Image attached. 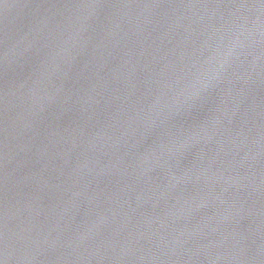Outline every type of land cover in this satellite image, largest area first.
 I'll use <instances>...</instances> for the list:
<instances>
[{
	"label": "water",
	"instance_id": "95a60500",
	"mask_svg": "<svg viewBox=\"0 0 264 264\" xmlns=\"http://www.w3.org/2000/svg\"><path fill=\"white\" fill-rule=\"evenodd\" d=\"M3 264H264V0H0Z\"/></svg>",
	"mask_w": 264,
	"mask_h": 264
},
{
	"label": "snow or ice",
	"instance_id": "6c2138e0",
	"mask_svg": "<svg viewBox=\"0 0 264 264\" xmlns=\"http://www.w3.org/2000/svg\"><path fill=\"white\" fill-rule=\"evenodd\" d=\"M0 264H3L2 260H0Z\"/></svg>",
	"mask_w": 264,
	"mask_h": 264
}]
</instances>
